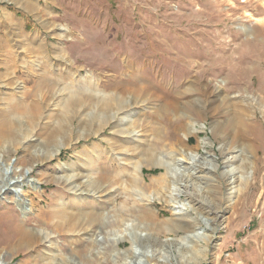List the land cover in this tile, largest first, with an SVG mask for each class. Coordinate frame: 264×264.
Instances as JSON below:
<instances>
[{
  "label": "rangeland",
  "instance_id": "rangeland-1",
  "mask_svg": "<svg viewBox=\"0 0 264 264\" xmlns=\"http://www.w3.org/2000/svg\"><path fill=\"white\" fill-rule=\"evenodd\" d=\"M33 1L28 10L0 0V118L18 102L25 131L1 146L26 181L17 195L5 187L12 169L0 177L7 189L0 193V264L63 256L68 264H264V0ZM22 34L44 40L45 59L66 76L61 86L88 79L104 93H135L142 117L134 139L145 136L165 152L187 145L189 158L173 152L176 203L155 194L151 180L163 171L146 162L141 181L149 197L125 191L136 156L122 147L127 135L115 132L130 120L124 112L90 127L72 114L63 131L70 143L50 156L53 98L67 92L38 88L30 65L44 58ZM245 157L248 179L240 184ZM59 207L79 216L58 217ZM140 208L166 226L151 230L148 243L137 237L136 249L125 235L139 227L130 210ZM173 222L194 227L175 231ZM21 227L38 241L19 243ZM186 236L201 251L194 260L180 253Z\"/></svg>",
  "mask_w": 264,
  "mask_h": 264
},
{
  "label": "bare ground",
  "instance_id": "bare-ground-1",
  "mask_svg": "<svg viewBox=\"0 0 264 264\" xmlns=\"http://www.w3.org/2000/svg\"><path fill=\"white\" fill-rule=\"evenodd\" d=\"M18 3L23 5L28 10H34L36 8V4L33 0H18ZM60 30V35H65L67 33V28L61 27ZM21 38H24V40L28 42V44H36L37 51H39L40 55L44 58L43 60H39L37 63L33 62L34 64L30 65L32 78L34 81L37 82L36 85L38 86V88L47 87L48 91L51 92L56 89L58 95L59 93L62 94L63 92H67L66 95H60V98L57 95H55L57 98L55 96L53 98L55 106L57 107V119L56 121H54V124H52L53 126L51 125L48 128V140L50 141L49 145L53 149L50 156H53L54 153H58L61 148L70 143L69 136L63 133V131L66 130L67 121L69 120L72 114L78 113L82 119L85 118V126L90 127L92 126V123H94V125H102L105 122L111 120L116 114L124 112L127 119L130 118V120L125 122L126 118H123L118 124H116L115 132L127 135V138L123 142L122 147L126 150H128L127 148H129V150L133 151L136 158L134 159V161L131 159L133 161L131 163V169L130 171L126 170L127 172L125 175V179L122 180L121 184L123 185L126 192L135 195V197H137L139 200L148 198L149 193H147V191L145 190L146 188L144 189L143 187L140 169L141 163L146 162L149 168L157 167L162 169L163 171L161 176L155 177L151 180V186L155 194H162L166 202L176 203V198H174L171 193L174 187L177 186V182L180 177L178 174L177 163L173 160V152L180 151L186 158H189L191 154L188 153L189 151H187V145L182 144L181 148L174 150L173 147L171 152H165L164 150L160 149L157 143H149V140L145 136L142 138L140 137L138 140L134 139V137H132V133L134 132L135 127L141 125L138 123L139 121L141 123L142 117L141 110H136L135 108V105H138L140 102L139 98L135 95V93L132 97H123L122 95L104 93L101 90H98L96 86L92 83V81L88 79L84 80L82 84L75 85V83L71 82L65 83L64 86H61L60 81H62V79L66 76L62 72L55 74L52 70V65L45 59L44 53L46 52V45L44 44V40L39 35L32 37L22 34ZM58 55L60 58H64L63 54ZM24 62L25 61H23V63ZM139 88L140 87H138L137 85H133L131 87V89L136 91L139 90ZM15 103L14 105H12L11 103L13 107L7 105L10 108H8V110L5 111V113H3L2 117L0 118V177L4 178V176L8 174L10 169H12L8 181L5 184V187H8L7 189H13L15 194L19 195L20 187L26 181L24 180V176L19 174L17 167L12 165L5 159V154L1 146V141L9 140L15 142L25 132L23 123L20 119L21 111H19V109L21 107H17L18 105L15 106ZM226 162H229V158H226ZM235 162L239 161L233 160L231 161V163H229V166ZM239 165L241 166L242 173L238 176L237 181H239L240 184H244L248 179L247 170L250 166L249 158H243ZM124 168L126 167L124 166ZM72 177V175H68L67 179H70ZM88 185L94 188V190H98L99 193L103 192L104 187L100 183V181H90L88 182ZM5 187L4 185L0 184V193L7 190L5 189ZM194 196H191L192 200H195ZM148 200H151V197ZM19 204L21 208L24 207L23 200H19ZM146 209L149 208H140L138 210L129 209L130 213L132 212V216L135 218L139 225V227H134L133 232L130 231L128 235H125V238L131 242L133 246L132 248L137 249V247H139V245H137L136 243L137 237L142 238V236H145V238L141 240H144L142 241L143 243H148L150 241L149 232H151V230L155 229L157 231H162L166 226L165 221H157L158 217L155 212ZM68 210L69 209H66L64 207H59V209H57L56 214L58 215V217L60 216L61 218H73L76 215L79 216V212L69 213ZM100 215V213H96L95 215H93L94 219H100ZM101 221L103 222V220ZM121 222L122 221H118V224H121ZM104 223L105 222H103V224ZM192 226V224L187 222L186 224H179L178 222H173L170 224V227H172L175 231L189 230ZM19 234V243L22 244H26L37 239L35 234L30 233L25 227H21ZM181 244L183 245V247H185V250L180 251L182 258L188 257L187 259L194 260L197 255L201 252L194 244V241L191 240L190 236L184 237L183 243ZM55 261V258H51L48 264H68L67 259L64 256L59 262L56 263ZM1 262L3 261L1 260Z\"/></svg>",
  "mask_w": 264,
  "mask_h": 264
}]
</instances>
